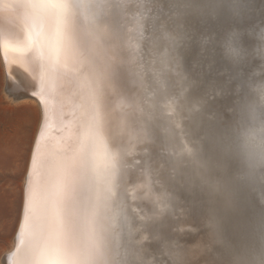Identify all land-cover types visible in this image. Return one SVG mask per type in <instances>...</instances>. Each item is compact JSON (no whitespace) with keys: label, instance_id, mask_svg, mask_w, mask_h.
Listing matches in <instances>:
<instances>
[{"label":"bare ground","instance_id":"bare-ground-1","mask_svg":"<svg viewBox=\"0 0 264 264\" xmlns=\"http://www.w3.org/2000/svg\"><path fill=\"white\" fill-rule=\"evenodd\" d=\"M15 2L0 3L4 92L38 111L21 220L33 153L44 143V107L31 95L39 91L37 73L9 48L8 40L25 29V10L7 7ZM109 3L98 15L124 37L102 133L118 157L124 203L116 264H264V177L256 171L235 179L236 161L217 146L234 121L237 86L259 63L232 64L224 40L236 30L242 44L252 47L248 31L264 26V0H243L238 12L227 2L205 0ZM79 112V101L65 89L55 112H48L53 149L75 135ZM16 247L14 240L1 264H8L5 257Z\"/></svg>","mask_w":264,"mask_h":264},{"label":"snow or ice","instance_id":"snow-or-ice-1","mask_svg":"<svg viewBox=\"0 0 264 264\" xmlns=\"http://www.w3.org/2000/svg\"><path fill=\"white\" fill-rule=\"evenodd\" d=\"M7 7L25 10L23 33L8 42L38 75L39 91L31 95L44 107V143L33 153L26 180L16 252L5 259L8 264H116L124 203L118 157L102 133L124 37L98 15L110 7L109 0H16ZM65 89L79 101V119L75 135L53 149L46 135L48 112H55Z\"/></svg>","mask_w":264,"mask_h":264},{"label":"clouds","instance_id":"clouds-1","mask_svg":"<svg viewBox=\"0 0 264 264\" xmlns=\"http://www.w3.org/2000/svg\"><path fill=\"white\" fill-rule=\"evenodd\" d=\"M206 3L231 4L235 11L243 0H205ZM248 35L255 41L246 48L236 30L226 34L224 52L230 62L240 65L255 59L259 63L242 85L233 107L234 121L230 128L217 138L220 152L237 163L235 179L244 181L259 171L264 177V26L250 29ZM191 152V149L186 148Z\"/></svg>","mask_w":264,"mask_h":264},{"label":"rangeland","instance_id":"rangeland-1","mask_svg":"<svg viewBox=\"0 0 264 264\" xmlns=\"http://www.w3.org/2000/svg\"><path fill=\"white\" fill-rule=\"evenodd\" d=\"M3 85L0 67V264L19 224L22 184L38 123L37 107L30 101L14 102Z\"/></svg>","mask_w":264,"mask_h":264}]
</instances>
